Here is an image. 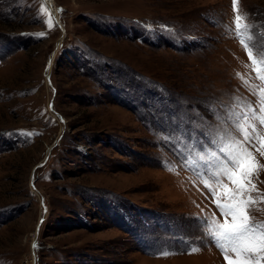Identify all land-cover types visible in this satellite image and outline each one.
<instances>
[{
  "label": "rangeland",
  "instance_id": "374dc122",
  "mask_svg": "<svg viewBox=\"0 0 264 264\" xmlns=\"http://www.w3.org/2000/svg\"><path fill=\"white\" fill-rule=\"evenodd\" d=\"M241 36L264 61V0H0V264H227L215 168L184 136L211 132L214 160L241 125L264 165Z\"/></svg>",
  "mask_w": 264,
  "mask_h": 264
},
{
  "label": "snow or ice",
  "instance_id": "6c2138e0",
  "mask_svg": "<svg viewBox=\"0 0 264 264\" xmlns=\"http://www.w3.org/2000/svg\"><path fill=\"white\" fill-rule=\"evenodd\" d=\"M236 7V0H233V8ZM49 27L52 21H48ZM237 35L241 34V30L247 25L242 24V17L239 13L234 19ZM43 35V33H41ZM240 43L247 50V55L255 67L258 62L253 55V49L241 36ZM259 79L264 80V69L255 67ZM261 115L256 116V110L243 113V119L247 122L250 118H256L261 125H264V107L260 109ZM237 127L242 132V139H234L219 148V155L216 151H211V157L214 160H206L202 154L205 150L215 145V141L211 138V132L197 130L199 139H194L191 133H187L184 138L194 141L190 151H196L201 161H204L203 168L207 170L215 168L211 172V176L215 178L214 183L219 188L213 187V183L204 180V184L211 190L215 207L224 217L221 222L214 216L206 218L204 223L207 225V235L215 243V245L223 252L224 260L227 264H264V223H255L250 215V208L255 203L250 195L256 189L253 183V175L257 172V168L264 169V165L259 164L250 147L256 142V137L251 135L249 131L241 125ZM30 135V133H28ZM171 139V137H167ZM264 142V136L259 138ZM183 143V139L180 141ZM260 155L264 156V147L259 149ZM188 165H194L195 161L187 160ZM204 175L205 173H200ZM227 181V182H225ZM198 249L193 248L192 251ZM167 255L168 253H164Z\"/></svg>",
  "mask_w": 264,
  "mask_h": 264
},
{
  "label": "water",
  "instance_id": "95a60500",
  "mask_svg": "<svg viewBox=\"0 0 264 264\" xmlns=\"http://www.w3.org/2000/svg\"><path fill=\"white\" fill-rule=\"evenodd\" d=\"M57 21H58V19H57ZM59 22H60V20H59Z\"/></svg>",
  "mask_w": 264,
  "mask_h": 264
}]
</instances>
